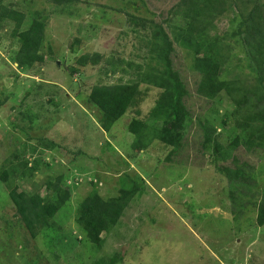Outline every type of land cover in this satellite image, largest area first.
<instances>
[{
    "label": "rangeland",
    "instance_id": "374dc122",
    "mask_svg": "<svg viewBox=\"0 0 264 264\" xmlns=\"http://www.w3.org/2000/svg\"><path fill=\"white\" fill-rule=\"evenodd\" d=\"M180 1L80 0L57 7L49 0H0V8L24 15L23 30L33 19L44 26L43 63L21 71L13 61L18 44L10 38L12 27L0 23V172L14 170L13 184L41 197L57 178L64 182L61 192L70 188L68 212L62 209L49 230H34L33 237L0 183V264H264V227L255 221L264 200V158L239 147L231 155L237 164L231 156L218 159L213 143L228 150L231 124L220 122L233 104L221 93L208 100L196 92L211 45L230 49L223 79L254 84L238 36L241 19L228 0H217L199 16L202 33L181 42V16L169 15ZM167 55L186 88L192 120L170 160L160 141L134 152L127 134L136 115L162 127L149 119L161 89L140 85L141 100L109 132L88 101L94 86H129L141 72L164 77ZM82 56L99 61L70 75ZM208 126L215 135L202 150ZM241 163L253 168H244L250 181L228 179L223 168ZM91 194L123 208L97 248L81 242L85 233L75 223L76 208Z\"/></svg>",
    "mask_w": 264,
    "mask_h": 264
},
{
    "label": "trees",
    "instance_id": "16d2710c",
    "mask_svg": "<svg viewBox=\"0 0 264 264\" xmlns=\"http://www.w3.org/2000/svg\"><path fill=\"white\" fill-rule=\"evenodd\" d=\"M54 5L68 7L74 5L80 0H49ZM229 7L234 9L241 19V32L238 36L241 38V44L246 51L249 68L254 74V84L245 86L242 80H225L221 77V69L230 57V49L224 46H210L203 55L205 71L197 85V94L205 99L213 100L217 95L224 94L233 104V110L228 113L220 122L222 126H229L232 133L231 142L228 144V150L218 141H214V155L220 160H226L233 155L232 153L239 147L244 148L248 153H260L264 158V3L254 5L252 0H228ZM217 0H181L179 5L173 7L169 15L181 16L182 26H178L177 40L184 41L190 37L196 36L203 31L199 16L204 12H209L214 8ZM249 2L253 5L248 7ZM24 15L13 9L0 8V23L11 25L10 38L18 44L17 52L13 57L14 63L21 71H27L37 64L43 63L41 54L43 44V23L37 20H31L26 29H22ZM162 33V29L158 27ZM171 43H168V53ZM99 57L89 58L79 57L76 60V69L72 73H79L87 65L98 63ZM167 67L166 74L156 75L154 72H141L138 81L131 85L122 86H94L88 95V101L100 114V127L103 131L109 130L120 119L125 117L128 110L135 107L136 102L141 100L140 85L153 86L161 89V93L154 101V107L149 113V119L155 124L161 122L162 127L149 125L147 121L134 116L127 124V134L133 138L130 149L134 152H141L148 148L153 141H160L169 150L171 156H175L182 148L184 141L185 128L192 121L187 108L184 106V97L187 94L184 84L179 76L170 69V61L165 58ZM248 85V84H247ZM147 93V92H146ZM145 93V95H146ZM144 95V96H145ZM143 96V99H144ZM148 120V119H147ZM208 137L201 144L202 150H206L211 137L215 135V128L208 126ZM224 127V128H225ZM226 150V149H225ZM234 163L238 160L231 156ZM237 161V162H236ZM241 167L224 169L223 173L230 180L250 181L247 176L248 171L244 168L252 167L241 163ZM23 170L26 164L23 165ZM14 170H3L0 172V183L6 189L8 201L13 205L15 217L23 224L25 229L33 234L34 230H49L53 219L67 207L69 209L70 188L66 186V193L61 192V185L64 182L57 178L55 182L49 181L45 184L46 195L43 197L38 194H28L15 184ZM23 174V173H22ZM123 208L116 202H104L96 195H89L76 208L75 223L85 233L83 243H89L97 248L100 244V235L107 233L114 226L120 216ZM63 214V213H62ZM61 214V215H62ZM256 226L264 227V200L260 203L256 211Z\"/></svg>",
    "mask_w": 264,
    "mask_h": 264
}]
</instances>
